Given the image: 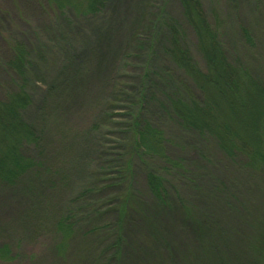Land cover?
Listing matches in <instances>:
<instances>
[{"label": "rangeland", "instance_id": "obj_1", "mask_svg": "<svg viewBox=\"0 0 264 264\" xmlns=\"http://www.w3.org/2000/svg\"><path fill=\"white\" fill-rule=\"evenodd\" d=\"M41 1L0 0V54L8 57L5 38L13 30L32 28L26 47L35 43L36 31L39 38L47 10L40 8ZM201 1L229 17L226 28L235 39L224 38L229 56L239 55V62L264 82V0ZM177 12V0H108L98 19L82 25L86 38L77 41V61L67 64L74 52L52 46L44 54L38 47L52 60L34 79L38 89L26 117L43 132L47 153L42 157L32 148L25 153L39 161L50 157L59 173L36 190L28 182L31 175L16 186L0 183V248L11 250L10 259L0 258V264H264V117L257 128L263 156L258 163L241 153L228 156L211 144L197 145L164 121L168 157L184 160L192 183L179 184L163 173L162 200L148 191L138 160L125 180L119 167L129 138L123 126L129 124L120 116L132 96L116 104L113 87L116 82L136 87L131 78L142 76L140 47L150 39L152 25ZM243 29L252 48L240 51L249 44ZM125 61L130 70H122ZM4 73L0 68V97ZM152 111L160 116L158 109ZM114 156L119 162L110 165ZM161 163L158 169L165 168ZM125 204L130 210L124 211ZM62 218L72 226L64 238L58 232Z\"/></svg>", "mask_w": 264, "mask_h": 264}, {"label": "trees", "instance_id": "obj_2", "mask_svg": "<svg viewBox=\"0 0 264 264\" xmlns=\"http://www.w3.org/2000/svg\"><path fill=\"white\" fill-rule=\"evenodd\" d=\"M107 3L108 0H43L40 8H47L45 27H38L39 38H36V31L35 43L29 47L24 45L31 27L25 32L13 30L6 34L8 57L0 54V68L7 79L0 97L1 184L16 186L25 175H31L27 181L35 184L36 190L45 186V179L49 181L59 173L50 166V157L40 162L25 153L30 148L42 157L47 153L42 143L43 132H37L34 123L26 117L38 89L34 79L42 77L43 65H50L52 60L51 53L44 56L39 48L44 49V54L46 48L52 46L60 52H74L73 57L67 58V64L70 60L77 61V41L80 43L86 38L82 25L98 19ZM177 3L178 12L173 17H158L156 22L160 24L152 25L150 39L145 47H140L145 68L140 78H131L136 87L128 88L120 82L113 87L115 99L112 100L116 104L125 101L127 96L133 97L124 108L125 114L120 116L123 123L129 124H123L129 138L128 144L121 149L124 153L119 157V167L123 169L125 180L133 176L132 166L138 160L146 175V187L156 200H162L167 191L163 173L171 174L179 184L182 180L192 183L191 172L184 160L168 157L166 120L176 125L183 133L182 138L189 135L204 148L211 144L228 156L241 153L248 159L253 158L251 163L263 159L256 136L264 117V82L239 62V55H236L238 59L233 54L229 56L224 38L235 40L226 28L229 17L222 15L214 4L207 9L201 0H177ZM242 33L244 43L249 44L241 45L240 51L252 48L249 31L243 29ZM69 67L63 68L62 75ZM130 67L128 61L123 62L122 70H130ZM153 107L159 110L160 116L153 113ZM103 118H109V115L105 114ZM111 121L103 122V125H109ZM158 161L165 168L158 169ZM116 162L119 160L114 156L110 165ZM70 167L71 163L68 173ZM104 179L106 183L111 181ZM70 187L71 183L65 189ZM128 209L130 206L125 204L124 211ZM68 221L62 218L58 222V232L63 238L71 231ZM10 254L7 245L0 248L2 260L8 261ZM209 257L214 255L210 253Z\"/></svg>", "mask_w": 264, "mask_h": 264}]
</instances>
